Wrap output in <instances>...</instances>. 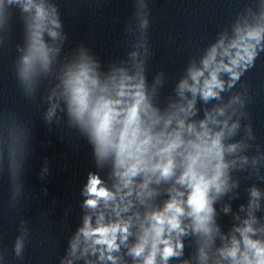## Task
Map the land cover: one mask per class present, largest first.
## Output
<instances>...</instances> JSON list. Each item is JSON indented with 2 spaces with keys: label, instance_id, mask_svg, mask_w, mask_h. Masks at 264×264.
Returning <instances> with one entry per match:
<instances>
[{
  "label": "clouds",
  "instance_id": "1",
  "mask_svg": "<svg viewBox=\"0 0 264 264\" xmlns=\"http://www.w3.org/2000/svg\"><path fill=\"white\" fill-rule=\"evenodd\" d=\"M11 2L13 0H9ZM22 7L32 15L27 45L22 50L18 49L21 54L14 62V70L23 95L31 99L37 80L50 72L53 59L61 51L57 41L65 37L57 31L62 28V23L55 6L46 5L44 0H23ZM140 7L145 5L141 3ZM147 26V18L142 19L141 27ZM260 52H264V11L251 22L237 23L231 39L226 40L222 36L207 49L202 66L193 64L188 69L191 83L188 79L180 82L181 95L188 90L193 97L199 93L205 101L219 99L220 93L226 90L222 74H227L228 88H232L255 66ZM131 55L135 58L138 53ZM137 68L133 75L123 68L117 69L107 81L101 82L96 73V61L82 49L78 62L69 65L63 73L60 95L67 100L68 113L89 133L97 162L112 159L117 183L115 191H111L98 173L88 174L84 205L95 213V226L92 214L86 215L83 226L71 238L67 255L60 259L59 264H74L82 257L97 254L100 261L116 264L118 258L113 253L119 251L120 245L131 235V220L120 218V213L127 211L128 204L121 207L117 199L123 202L126 196L131 195L134 178L141 175L144 181L139 185L138 195L150 196L151 192L145 191L148 183L154 177L157 183L172 177L178 167L181 172L177 182L188 189L186 199H182L183 192L176 191L163 209L147 213L128 253L139 258L137 264H167L170 258L181 256L184 244L180 237L190 228L202 237L199 248L201 264H207L209 260L206 249L212 243L214 232L212 204L215 196L228 187L229 163L225 161V153H235L241 146L240 143L227 146L224 143L226 137L235 134L240 127L239 122L229 125L230 116L224 120H218L217 116H225L233 104L243 102L240 96H234L224 106L215 108V115L206 113V119L200 122V131L194 125H188L186 131L192 134L191 139L182 137L185 131L183 120H178L179 128L172 132L156 131L160 117L147 102L142 62L137 64ZM55 95L53 90L48 99L52 100ZM192 106L193 101H189L187 109L182 108L181 111L190 110ZM57 107L55 102L51 104L46 120H51ZM171 122V117L165 120L164 129ZM210 123L220 125L219 130L209 128ZM248 134L252 135L251 126H248ZM242 159L247 162V157ZM44 171L49 169L45 167ZM44 192H47L46 188ZM251 195L258 197L259 192L253 188ZM254 204L255 201L250 207ZM107 209H111L118 219L106 221L104 210ZM183 218L190 223L185 225ZM254 222L255 217L250 215L243 226L235 229L238 236L234 234L230 242L218 249L221 259H217L215 264H223L224 261H229V264H264V240L254 238L264 229L254 228ZM24 240L25 236L21 235L15 241L14 252L20 259L23 258ZM86 264L93 262L87 260ZM184 264L189 262L184 261Z\"/></svg>",
  "mask_w": 264,
  "mask_h": 264
}]
</instances>
